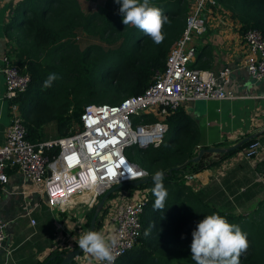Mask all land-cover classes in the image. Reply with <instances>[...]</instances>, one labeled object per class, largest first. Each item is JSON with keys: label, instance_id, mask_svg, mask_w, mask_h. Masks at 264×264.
<instances>
[{"label": "trees", "instance_id": "obj_1", "mask_svg": "<svg viewBox=\"0 0 264 264\" xmlns=\"http://www.w3.org/2000/svg\"><path fill=\"white\" fill-rule=\"evenodd\" d=\"M215 1L239 24V34L254 28L264 36V0ZM150 4L161 8L170 21L164 25L165 38L160 44L139 28L124 25L115 0H105L104 13L86 12L81 0H15V8L3 28V53L30 77L27 89L12 100L18 104L30 141L48 139V126L53 127L54 137L81 130L80 114L86 104H116L143 92L154 73L164 68L171 45L184 30L191 5L189 0H150ZM80 34L87 38L84 47L80 46ZM203 53L198 49L192 66L206 68L201 63ZM109 60L113 63L104 66ZM50 73L58 79L45 88L43 84ZM179 108L166 116L168 130L159 146L137 147L138 163L149 174L173 170L163 179L168 191L163 210L153 207V181L138 188L127 185L120 189H148L149 196L141 214L139 242L116 263L195 264L190 251L191 233L205 216L216 213L247 234L249 247L240 256V264H264V211L249 217L220 211L184 184L183 175L191 165L188 160L196 154L198 137ZM149 117V121L156 120ZM175 167L178 168L174 170ZM94 210L95 205L84 213L81 227L85 232L89 231ZM99 230L97 222L95 231ZM67 251V247L53 251L38 264H60V254ZM71 264L78 263L74 260Z\"/></svg>", "mask_w": 264, "mask_h": 264}, {"label": "built area", "instance_id": "obj_2", "mask_svg": "<svg viewBox=\"0 0 264 264\" xmlns=\"http://www.w3.org/2000/svg\"><path fill=\"white\" fill-rule=\"evenodd\" d=\"M189 1L191 5L181 36L171 45L164 68L154 73L143 92L116 104H86L80 114L81 130L69 136L40 142L26 137L18 104L12 100L27 89L30 77L22 74L0 50L4 97L10 101L11 116L0 146V189L9 179L8 171L15 169L23 175L25 183L32 185L34 192L45 197L51 209H67L76 201L91 208L114 185L149 174L126 156V150L131 146H159L168 130L167 115L189 101L236 99L235 93L225 88L231 68L225 66L213 72L191 65L193 39L205 31L218 8L214 0ZM242 39L246 73L253 80H264V36L259 30L249 28ZM149 116L156 120L149 121ZM53 148L55 152H50ZM260 148L261 143L252 139L241 156L254 157ZM145 172L147 175L140 174ZM130 192L126 189L117 198L112 201L107 198L105 202L112 237L116 239L115 262L136 247L141 236V214L149 190ZM6 226L7 222L0 216V249L6 237Z\"/></svg>", "mask_w": 264, "mask_h": 264}, {"label": "crops", "instance_id": "obj_3", "mask_svg": "<svg viewBox=\"0 0 264 264\" xmlns=\"http://www.w3.org/2000/svg\"><path fill=\"white\" fill-rule=\"evenodd\" d=\"M81 4L86 12L95 10L104 13L106 10L105 0H81ZM215 6L228 15L217 10L205 31L195 36L192 46L204 52L201 63L206 68L199 69L217 72L225 66L231 68L228 89L237 98L189 101L182 104L179 111L190 122L191 128L197 130L196 152L200 148L227 147L254 134L261 148L251 158L241 156L246 145L232 155L204 153L198 162L190 163L183 179L188 189L209 205L226 213L249 217L264 211V80H253L246 73V51L242 35L238 32L239 24L216 1ZM14 8L15 0H0L2 52H5L4 24ZM197 56H193V62ZM4 93V78L0 72V146L11 118L10 101L5 99ZM54 138L57 137L48 139ZM8 174V181L0 189V216L7 222L6 237L0 249V264H38L49 253L60 252L65 244L68 251L75 248L84 233L81 227L87 211L82 206L84 203L76 201L67 209H51L45 197L34 192L31 184L24 182L21 173L11 169ZM136 191L139 189L132 192ZM120 192L123 191L115 194ZM105 208L98 214V226L99 232L109 238L112 237V227L109 209L107 206ZM55 210L57 214L52 213ZM59 229L62 231L57 233ZM75 262L101 264L86 252L77 256Z\"/></svg>", "mask_w": 264, "mask_h": 264}, {"label": "clouds", "instance_id": "obj_4", "mask_svg": "<svg viewBox=\"0 0 264 264\" xmlns=\"http://www.w3.org/2000/svg\"><path fill=\"white\" fill-rule=\"evenodd\" d=\"M115 3L120 6L119 14L122 16L124 25L131 24L139 28L156 44L163 42L164 25L170 21L161 8L152 6L150 0H115ZM56 79L58 76L50 73L43 86L51 87ZM140 174L147 175L146 172ZM163 179L162 171L152 175L154 184L152 191L156 197L153 205L155 210H163L168 197ZM191 235L190 251L195 264H240V256L249 247L247 234L242 232L238 225L229 223L225 217L216 213L207 215L199 221ZM115 245V237L106 238L102 232L98 231L84 232L78 240L79 248L101 264L104 262L114 264Z\"/></svg>", "mask_w": 264, "mask_h": 264}, {"label": "water", "instance_id": "obj_5", "mask_svg": "<svg viewBox=\"0 0 264 264\" xmlns=\"http://www.w3.org/2000/svg\"><path fill=\"white\" fill-rule=\"evenodd\" d=\"M256 136H257L256 134L248 136V137L238 141L237 143L230 145V146H227V147L200 148L196 152V154L188 160V162L191 164L198 162L204 153H212V152L213 153H228L230 151L236 150L239 147H241L242 145H244L245 143H247L249 140L254 139ZM140 148H142V147H140ZM177 168L178 167H175L174 170H176ZM172 170L173 169H168L167 171H163L164 177L170 176L172 173ZM150 181H152V175L148 174L147 176H145L141 179L119 183V184L114 185L110 189H108L100 197V199L98 200V202L95 205V210H94V213H93L91 221H90L89 231H95V224L99 221L98 220V214H100V212L105 208V202H106L107 198H109L111 195H114L118 190H120L124 186L131 185L133 187L138 188L141 185L149 183ZM83 252L84 251L82 249H80L78 246L76 248L70 249L66 253L60 254V257L62 259L60 264H71L77 258V256H79ZM48 261H46V263Z\"/></svg>", "mask_w": 264, "mask_h": 264}, {"label": "rangeland", "instance_id": "obj_6", "mask_svg": "<svg viewBox=\"0 0 264 264\" xmlns=\"http://www.w3.org/2000/svg\"><path fill=\"white\" fill-rule=\"evenodd\" d=\"M218 10L222 13V14H225L226 12H222V9L221 8H218ZM227 14V13H226ZM228 15V14H227ZM78 39H79V41H80V46L81 47H84V46H86L87 45V42H85V36L83 35V34H80V35H78ZM93 41H97V40H93ZM193 44V43H192ZM81 47H80V49H81ZM196 54V56L198 55V48L197 47H195L194 46V55ZM111 63H113V61L112 60H109L108 62H106L105 64H104V66L105 65H107V64H111ZM193 64V61L191 62V65ZM103 66V67H104ZM251 78V77H250ZM252 79V78H251ZM226 90H229L228 89V85H226ZM105 102H109L107 99H105L104 100ZM137 121V120H136ZM53 127H51V126H48V128H47V131H48V135H50V138H53L55 135H54V133L52 132L51 133V129H52ZM53 130V129H52ZM240 151V149L239 150H237L236 152H239ZM128 154H129V156H128ZM126 156L130 159V160H132V161H135V162H139V160H138V158H139V152H138V148H137V146H131V147H129L127 150H126ZM139 164V163H138ZM124 190H126V189H123V190H120V191H124ZM119 194V193H118ZM118 194H115V195H112L111 196V198H109V200L110 199H113V198H115ZM118 197V196H117ZM82 206H84V210H88V206L86 205V204H82ZM79 207H81V206H79ZM82 211H83V209H82ZM52 213H55V214H57V211L55 210V211H53ZM51 213V214H52ZM83 213V212H82ZM109 214V213H108ZM57 218H59V215H57ZM61 229V228H60ZM60 229L59 230H57V233H60L61 231H60ZM85 232V231H84ZM62 237V236H61ZM60 241V240H59ZM64 243V242H63ZM63 243H61V244H63ZM78 246V245H77ZM63 247H67V245L65 244ZM117 262V261H116ZM115 262V263H116ZM114 263V264H115ZM117 263H120V262H117ZM116 263V264H117Z\"/></svg>", "mask_w": 264, "mask_h": 264}]
</instances>
